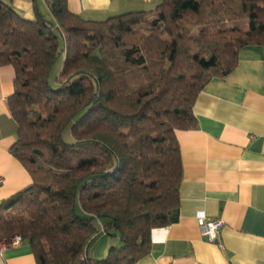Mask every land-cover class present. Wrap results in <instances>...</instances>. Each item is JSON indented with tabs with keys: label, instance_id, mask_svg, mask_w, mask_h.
Segmentation results:
<instances>
[{
	"label": "trees",
	"instance_id": "obj_1",
	"mask_svg": "<svg viewBox=\"0 0 264 264\" xmlns=\"http://www.w3.org/2000/svg\"><path fill=\"white\" fill-rule=\"evenodd\" d=\"M46 3L53 21L0 0V66L15 73L9 151L32 179L0 204V242L27 243L36 264H136L152 230L175 221V133L195 127L196 97L240 49L264 48V0H160L99 22ZM245 18L246 31L230 26ZM103 235L121 246L94 262L87 249Z\"/></svg>",
	"mask_w": 264,
	"mask_h": 264
},
{
	"label": "crops",
	"instance_id": "obj_2",
	"mask_svg": "<svg viewBox=\"0 0 264 264\" xmlns=\"http://www.w3.org/2000/svg\"><path fill=\"white\" fill-rule=\"evenodd\" d=\"M3 2L24 20L38 11L53 21L46 0ZM159 2L66 0V6L72 15L99 22L150 11ZM14 78L12 66H0V204L32 183L9 151L17 139L8 107ZM193 116V129L175 133L182 166L175 221L152 230L150 252L136 264H264V48L240 49L233 71L198 94ZM202 216L221 222L215 243L202 235ZM0 264L36 263L29 245L12 238L0 242Z\"/></svg>",
	"mask_w": 264,
	"mask_h": 264
},
{
	"label": "rangeland",
	"instance_id": "obj_3",
	"mask_svg": "<svg viewBox=\"0 0 264 264\" xmlns=\"http://www.w3.org/2000/svg\"><path fill=\"white\" fill-rule=\"evenodd\" d=\"M230 26L233 27V28H237V29H240L242 31H246L248 29V18H245L244 20L242 21H233L231 20L230 21ZM62 59H59L56 66L54 67V69L52 70V73H51V80H53V78H55V75H57L61 69V65H62ZM65 137V140L66 141H70L71 140V137H70V134L69 132L65 133L64 135ZM110 240H112L111 237H108V236H100L98 237L97 239H95L91 244L90 246L88 247V255L91 256V260L92 261H98L97 259H105L106 256H107V253L109 251V249L111 247H115V243H112V244H109ZM121 246V243L118 244V247ZM94 251L96 254H94ZM92 255H96L95 257H100V258H92L93 256Z\"/></svg>",
	"mask_w": 264,
	"mask_h": 264
},
{
	"label": "built area",
	"instance_id": "obj_4",
	"mask_svg": "<svg viewBox=\"0 0 264 264\" xmlns=\"http://www.w3.org/2000/svg\"><path fill=\"white\" fill-rule=\"evenodd\" d=\"M200 219V228L202 235L205 236L210 243H215L217 239L218 229L221 226L219 221H208L203 216Z\"/></svg>",
	"mask_w": 264,
	"mask_h": 264
}]
</instances>
